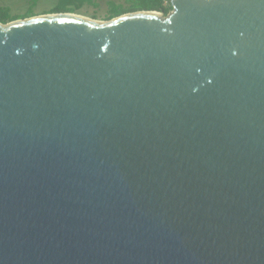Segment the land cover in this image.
Returning a JSON list of instances; mask_svg holds the SVG:
<instances>
[{
	"label": "water",
	"instance_id": "1",
	"mask_svg": "<svg viewBox=\"0 0 264 264\" xmlns=\"http://www.w3.org/2000/svg\"><path fill=\"white\" fill-rule=\"evenodd\" d=\"M170 1L0 22V264H264V0Z\"/></svg>",
	"mask_w": 264,
	"mask_h": 264
},
{
	"label": "trees",
	"instance_id": "2",
	"mask_svg": "<svg viewBox=\"0 0 264 264\" xmlns=\"http://www.w3.org/2000/svg\"><path fill=\"white\" fill-rule=\"evenodd\" d=\"M86 4L95 7H99L102 4L107 5L109 20L135 11H161L168 14L172 10L170 0H58L54 8L48 13L75 12ZM26 17L28 16L18 17L11 13L8 6H0V22L2 23Z\"/></svg>",
	"mask_w": 264,
	"mask_h": 264
},
{
	"label": "rangeland",
	"instance_id": "3",
	"mask_svg": "<svg viewBox=\"0 0 264 264\" xmlns=\"http://www.w3.org/2000/svg\"><path fill=\"white\" fill-rule=\"evenodd\" d=\"M57 2L58 0H0V6H8L10 8L11 13L17 15L18 17H32L37 15L49 14L48 12H50L54 8ZM158 12L161 15L167 14L161 11ZM67 13H72L97 21L109 20L108 7L105 4H102L99 7L86 4L75 12Z\"/></svg>",
	"mask_w": 264,
	"mask_h": 264
},
{
	"label": "bare ground",
	"instance_id": "4",
	"mask_svg": "<svg viewBox=\"0 0 264 264\" xmlns=\"http://www.w3.org/2000/svg\"><path fill=\"white\" fill-rule=\"evenodd\" d=\"M157 14H159L158 12H156ZM159 15H161V14H159ZM83 17V16H82ZM86 18V17H85Z\"/></svg>",
	"mask_w": 264,
	"mask_h": 264
}]
</instances>
